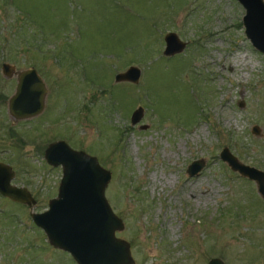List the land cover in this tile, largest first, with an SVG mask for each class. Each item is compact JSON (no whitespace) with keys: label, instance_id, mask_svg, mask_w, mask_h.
<instances>
[{"label":"rangeland","instance_id":"obj_1","mask_svg":"<svg viewBox=\"0 0 264 264\" xmlns=\"http://www.w3.org/2000/svg\"><path fill=\"white\" fill-rule=\"evenodd\" d=\"M243 11L237 0H0V64L32 65L46 86L42 111L12 120L15 77L0 72V160L35 198L0 195V264H76L29 215L56 194L60 167L43 148L57 138L110 171L104 195L132 264H264V198L218 155L226 146L264 170V54ZM168 30L185 42L169 56ZM129 64L138 80L115 81Z\"/></svg>","mask_w":264,"mask_h":264},{"label":"water","instance_id":"obj_2","mask_svg":"<svg viewBox=\"0 0 264 264\" xmlns=\"http://www.w3.org/2000/svg\"><path fill=\"white\" fill-rule=\"evenodd\" d=\"M237 1L244 10L241 23L245 36L264 54V0ZM163 41L162 54L168 56L180 51L185 44L172 30L164 32ZM0 72L5 77H15L14 89L6 99L7 113L12 120L28 118L42 111L46 86L34 66L15 68L13 63L2 61ZM139 73L136 65L129 64L115 72L114 80L135 83ZM141 115L142 106L137 105L130 112V122H136ZM252 131H258L256 124ZM218 155L232 170L252 179L257 192L264 198V170L241 162L226 146L220 148ZM43 158L49 165L60 167L56 194L47 200L45 209L35 211L31 208L29 215L44 232L47 242L69 253L76 264H132L129 242L114 232L122 227L121 219L104 195L110 171L94 154L74 148L62 138L47 142ZM202 165V158L191 159L185 171L189 175L195 174ZM13 176L11 165L0 160V195L33 206L35 198L26 186L11 182ZM205 264L225 263L220 257L212 256Z\"/></svg>","mask_w":264,"mask_h":264}]
</instances>
